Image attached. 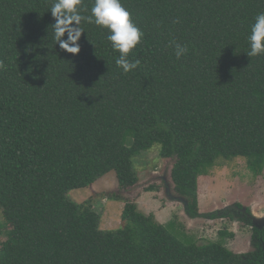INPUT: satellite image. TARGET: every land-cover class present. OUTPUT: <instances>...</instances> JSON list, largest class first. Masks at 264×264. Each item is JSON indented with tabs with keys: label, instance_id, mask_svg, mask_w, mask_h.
Returning <instances> with one entry per match:
<instances>
[{
	"label": "trees",
	"instance_id": "16d2710c",
	"mask_svg": "<svg viewBox=\"0 0 264 264\" xmlns=\"http://www.w3.org/2000/svg\"><path fill=\"white\" fill-rule=\"evenodd\" d=\"M120 2L144 33L128 74L108 29L82 22L72 55L54 41L53 0H0V264H264V229L234 254L232 233L181 242L134 202L120 228L100 229L93 203L69 198L108 174L132 188L133 160L155 145L191 217L198 179L219 160L264 171V55L246 54L264 0ZM173 40L188 48L179 60Z\"/></svg>",
	"mask_w": 264,
	"mask_h": 264
},
{
	"label": "rangeland",
	"instance_id": "374dc122",
	"mask_svg": "<svg viewBox=\"0 0 264 264\" xmlns=\"http://www.w3.org/2000/svg\"><path fill=\"white\" fill-rule=\"evenodd\" d=\"M158 153L159 146L155 145L133 160L138 182L132 188L119 189L114 174H108L87 190H73L68 196L78 203L91 201L103 230L120 228L124 204L134 202L139 212L152 215L181 242L192 238L197 245H205L217 241L218 232L225 231L232 233V237L224 236L229 251H252L250 226L259 230L264 227V171L252 175L243 158L219 160L207 176L198 179L197 215L191 217L185 199L174 191L170 176L173 160L162 159ZM150 187L153 191L146 192ZM227 212L231 216L225 218ZM2 223L0 211V226ZM5 238L0 228V242Z\"/></svg>",
	"mask_w": 264,
	"mask_h": 264
},
{
	"label": "clouds",
	"instance_id": "9594fccd",
	"mask_svg": "<svg viewBox=\"0 0 264 264\" xmlns=\"http://www.w3.org/2000/svg\"><path fill=\"white\" fill-rule=\"evenodd\" d=\"M83 0H53L50 12L55 20L53 38L59 48L72 55L80 52L78 41L84 33L83 23L95 24L109 30L107 40L111 42L113 50L119 53L115 63L124 74H128L140 64V61L130 60L129 54L141 42L144 33L131 20V13L122 5L120 0H94L90 15H82L80 8ZM86 10V9H85ZM67 34V39L63 37ZM250 50L248 57L264 55V13L256 16L248 37ZM176 59H181L188 53V48L175 40L170 41ZM5 68L0 60V70Z\"/></svg>",
	"mask_w": 264,
	"mask_h": 264
},
{
	"label": "flooded vegetation",
	"instance_id": "af4514ba",
	"mask_svg": "<svg viewBox=\"0 0 264 264\" xmlns=\"http://www.w3.org/2000/svg\"><path fill=\"white\" fill-rule=\"evenodd\" d=\"M184 203H185V207H187V206H188V203H187L186 200H185ZM196 215H197V214H196ZM229 216H231V214H229V212H227L225 218H226V217H229ZM220 218H221V219H222V218L224 219L223 216H220ZM218 219H219V218H218ZM239 221H240V220H239ZM261 224H263V222H262ZM250 225H251V224H250ZM250 225H249V226H250ZM247 226H248V225H247ZM259 226H260V225H256V227H258V228H259ZM261 226H262V225H261ZM261 226H260V230L258 229V231H262V230L264 229V227L261 228ZM250 227H251V228H254V227H252V226H250ZM256 229H257V228H256ZM250 240L252 241V231H251V235H250ZM252 250H253V248H252ZM247 253H248V252H247ZM245 254H246V253H245Z\"/></svg>",
	"mask_w": 264,
	"mask_h": 264
}]
</instances>
